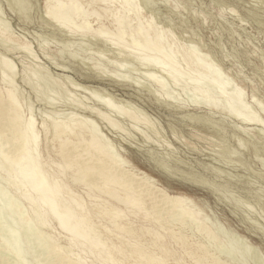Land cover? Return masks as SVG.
<instances>
[{
	"label": "bare ground",
	"instance_id": "6f19581e",
	"mask_svg": "<svg viewBox=\"0 0 264 264\" xmlns=\"http://www.w3.org/2000/svg\"><path fill=\"white\" fill-rule=\"evenodd\" d=\"M5 1L4 2L5 4H7L8 9L12 10L18 16V18L21 19V21L25 22V18L22 14L18 12V10L16 9V6L22 10L28 9V12L30 13V15H32V20L34 19V17H37L38 20H40L41 22H43V24H45V26H47L46 24L51 23L54 28L53 30L51 29L52 34H54L55 32H59L61 33V35L67 36L66 34L74 35L75 33L76 34L80 33L81 35H88V36L94 37V40L95 41L98 40L100 43H102V45L111 44V46L113 45L112 48H114L115 46L116 49L118 50V52L114 50L118 53V55L116 54L117 56H119L120 51L126 52L128 57H131L132 60L134 59L135 61H137L138 65L140 64V66L145 67L144 71L141 72V75L143 76L142 78L145 79V82L147 81L153 84V86L155 87L154 90H152L154 93L153 96L158 102L171 106V108H176V110L177 109L182 110V111L185 110V113L182 118H185L193 123L199 122L200 124H202V128H203V129L200 128L201 131L208 133V135L210 136H214L216 138L221 139L226 144L236 139V137H238L239 132H242V131L248 132L247 129H250V128L245 129L242 126L240 128V126L237 127L238 125H234L230 127L228 125H231V124L227 125L226 123H223V121H221L224 117L228 119L235 118L236 120H238V122L241 125L258 126L259 129L257 130L254 128L257 133H252L254 135L253 137H256L255 139L257 140L256 141L252 140L249 143V151L254 156H257V155L264 156V132H262L264 129L263 130L260 129L261 128L260 126L264 122L260 120L261 118H259L256 113L255 114L251 113L250 111L251 107L248 106L247 103H245L244 101L243 95L245 96V93L243 92V89L241 87L234 88L232 86V89L230 91H226V89L228 90L230 85H233V84L229 85V83H227V80L229 79V77H227V75L223 74L221 70H219V64L213 62L212 61L213 59L211 60V62L208 61V59L210 60V57H208V54L206 52L198 53V49L196 48L198 43L192 42L193 40L190 39L189 47L184 48L181 44L178 43L176 39H174L175 35L172 32H170V30L168 29L165 30L164 28L161 27V25L164 26V22L160 18L164 16L165 14L170 13L169 6L165 5V3L167 4V2L165 1H168V0H164V3H163L164 5L162 4L163 6L157 5L158 3H156L157 6L150 4L149 8L146 7L147 9L145 8L144 10L146 14L143 13V8L145 7V5L148 4L147 0H5ZM186 1H189V0H186ZM259 2H261V0ZM159 3L161 4V2ZM224 3L226 2L223 1V4ZM230 9L231 11H234V9L232 8ZM173 13L174 12H172V14ZM247 14H248L249 19H252L256 21L257 24L264 26V21L258 19L257 14L254 11H249V13L247 12ZM153 16L154 17L156 16L158 18V23L160 25L157 24L156 22H153V19H152ZM2 17H4V15H2ZM165 17L167 18V16ZM214 18L216 17L214 16ZM234 18H237V17H234ZM162 19L164 20L165 18H162ZM105 20H108V22L112 25L111 30L104 28L103 21ZM177 20L178 22L173 25L174 28L171 26L172 24L170 25L168 23L165 25H170L178 33L179 32L181 33L183 31V26L185 25H186L185 27H189L190 29L192 28L191 25L188 24L189 23V21H187L188 19L187 20L177 19ZM1 21H0V24H1L0 25V40L4 41L5 43L9 42V44L10 42H14V43L17 42V38L12 34V32H10V30H8L9 27L7 26V24H3L1 23ZM89 21H95L96 23H98V26L96 28H91ZM194 21L197 22L196 17H194ZM203 24L206 25V23H203ZM213 32H215V30ZM16 35L18 34L16 33ZM74 36H77V35H74ZM47 37L49 38V36ZM82 38H81V41L83 42L84 40H82ZM59 43H61V46L62 44H66L65 41L64 43L62 42H59ZM74 43L76 42L74 41ZM17 44L20 47L21 51L26 52L27 54L30 52L31 46L29 45L30 46L29 47L28 43L18 42ZM78 44L76 46H79ZM74 45H71L69 47L71 48ZM50 46H51V39H50ZM76 46H74L75 48L74 47L73 48L74 50L78 51L80 47L79 48L77 47L78 49H76ZM69 47H68V52L70 51ZM89 48L92 49L94 47L90 46ZM80 50L78 52H81ZM100 50L102 51L104 49H100ZM92 52L93 51H91V53ZM72 53L70 52V54ZM77 53H74V55L72 56L76 57ZM98 53H99V50H98ZM99 54H100L99 57L101 58L102 53H99ZM4 56L5 55L1 57L3 58ZM30 56L32 57V55ZM83 56H84V51H83ZM224 57H226V55ZM2 58L0 59V82L3 83L4 87H0V168H1L0 169V181L4 182V184H6L7 186H10L12 188L11 189L12 192L20 199L21 202L24 203L26 207H28V212L30 214L29 213L27 215L24 214L22 219H24L26 222L28 220L33 221L38 226V228H40V231L38 232L41 233V236L40 237L37 236V237L41 238L42 242H43V239H45V236L49 239V243L46 246L45 250H46V254L48 253L50 256L49 257L48 254H47L48 257L46 256L47 258H50V261L52 262L50 264H230L228 263V261H226V259L222 260L221 258L215 256L216 254L214 255L210 253L208 247L206 246L207 244H205V242L212 243L213 241H217V238L219 237L218 236L219 233H222V234L226 233L227 236L231 237L230 239L229 237H227L228 240L223 238V241L226 240V243H225L226 246L221 245L220 247L221 249L217 248L221 250L224 256L225 254H229L228 255L229 258L232 259L233 261L235 260L236 257L234 258V255H236V253L238 252L237 250L239 249L233 250L235 247L232 245V241L233 239L234 240L236 239V240H240L243 243V246H245L247 249L251 251V253L249 251V254L252 255L253 253L252 260L255 257L257 259L260 258L262 262H264V248L261 244H256L248 236H246L245 234L239 233L237 230L232 228L228 223L222 221L218 216L215 215L214 210H213L214 208L211 207V205L207 203V200L203 198L199 199L184 191L171 190L169 186L159 177L155 176L152 172L147 171L141 168L140 166H138L126 154V150L120 149L121 147H119L120 149L119 150L117 146L113 144V140L109 139L106 135H104L99 130L100 127L98 128L94 120L90 119L89 117L90 115L94 114L98 119H100L104 124H106L105 126L108 129H111V130H119L121 128V126L119 127L120 124L115 121V119L120 117L124 120L130 121V123L135 129L137 128L138 125H144L147 129L150 128L153 131L154 126L150 125V123L147 120L149 117L147 118L146 114H145L146 117H141L140 115L139 117L137 116V114H135L137 112L136 111L137 108L134 106V104L125 101V104L128 105V108L127 106H126V109L122 108L124 106L119 107L120 105L118 103L117 104L119 106L117 105L118 106L117 107L116 104L114 105V103L116 102L114 100H111L112 98H109V96L108 97L104 96L103 98L102 95H101L102 97H99L97 96V95H100V93H98L99 91L98 92L95 91L96 92L95 96L93 94H91L92 96L91 95L89 96L90 97L94 96V98L97 96L98 98H100V101H98V98H96L97 99L96 101L100 102L108 111H112L113 114L118 116L117 118L113 119L112 116L110 117L109 115L112 114L111 112H110L111 114L109 115L108 113L106 114L104 112L99 113V109H98L97 110L98 113H97L95 109H93L94 106H92L93 108L89 107V108H84V109L81 106L83 111L86 114H89L88 116L71 115L73 113L70 112L71 114H69V116H66L65 119H62L63 117L62 118L60 117L61 118L60 120L59 117H57L59 119L58 120L54 118L55 116H53V115H56V113L55 114L53 113L52 115L53 118L48 119L50 117L49 116L50 114L48 113H51L52 111L50 112L49 109L48 110L46 109L47 110L46 116L47 117L49 116V117L48 118H46V116L45 118L42 117V120L40 121L41 123L39 125L40 129H38L36 128L37 124L35 123L37 122H35V118L32 113L34 112L32 111L33 107L31 108L30 106L33 103L29 101L31 104L30 105L27 104L25 106L24 102H26V100L28 101L30 98L27 99L28 95L26 93L27 95L26 100L23 101L24 98H22L20 92L17 90V87H15L14 85L15 83L12 82L13 77L17 76V74L15 75V72H14L16 71V68L14 70V67H13L14 65H12V62H9L10 59L6 60L7 56H6V59L4 58L2 59ZM79 58L80 57H78V59ZM102 58L105 59V57H102ZM226 58H225V61L228 60ZM262 58L260 59L262 60ZM19 59H22V58H19ZM56 59L57 58L55 57V59H52V60L55 61ZM127 59H124V60L126 61ZM80 60L82 61V59ZM95 60L97 61V59ZM54 61H52L53 64H55ZM89 62L92 63L93 61H89ZM107 62L108 61H106V63ZM118 63H115V66H119ZM83 64L86 65V63H83ZM119 64H121V62ZM127 64H124V65L127 66ZM126 66L125 68L127 69L128 67ZM22 67L24 68L22 71V80L24 81V84L25 83H29L30 85L33 84V86L31 85V88L35 91V93L36 91L38 92L37 88L39 87H36V85L34 86V84H36L34 79L37 80L41 78L39 76L40 72L38 73V71H35V69L33 70L30 68L27 69V67L25 66H22ZM65 67H68V66H65ZM65 67H64L65 71H70V70H66ZM93 68L95 72H97L98 74H101L100 70L98 71V69L94 66ZM123 68H120V70H122ZM136 68L138 70L136 69L135 71L141 70L138 67ZM128 70L129 69L125 71L127 73L132 72ZM218 70L220 73L218 72ZM122 71L124 72V69ZM117 73L119 74L121 72H117ZM123 75H126V74H123ZM163 76L167 79H170L169 81H171L172 83L171 85L173 86L175 85V87L179 83L180 85L185 84L184 86L190 85V89L192 90L191 92H193L195 96L194 101H192L194 105L190 104L191 103L190 98L188 101L190 102L189 104L192 105L193 108H195L196 110L186 109V107H189V104L182 102L183 99L180 97V94L185 89H183V91L180 92L179 94L180 99H182L180 102L182 103L178 102L180 99L178 100L177 98H175L178 100L177 102L173 101L174 99L171 100V96H170L171 92L170 93L167 92L166 91L167 87L165 86L167 85L168 82H166ZM108 77H110L111 79H115L116 81H120V82H124L122 78H125V76L119 78L120 76L117 77L114 75H110V76L108 75ZM126 77L128 78V75ZM131 78L130 79L128 78V81L127 80L126 81L129 82L130 80H132ZM136 78L138 79V77ZM41 79L37 85H39L41 81L43 82L44 79L43 80ZM162 79H164L166 84H164ZM135 81H130V82L132 83ZM46 82L44 84L43 89L47 88L50 84L48 83V86H47ZM136 83L137 84L136 85L134 84V85L137 87L141 85V84H138V83H141V81L140 82L137 81ZM230 83H232V80ZM71 85H73V83L70 84V86ZM51 86L52 85H50L49 87ZM77 86L83 89L91 88L90 86H87V85L81 86L79 84H76V87ZM143 86L145 85H141V87ZM147 87H144L145 90ZM50 89L52 90L53 88L51 87ZM99 89L102 90V92H104L105 94L106 89H103V88H99ZM171 89L173 88L171 87ZM76 90L74 89V91ZM155 90L158 93H155L154 92ZM44 91H46V89ZM172 91L173 93H175L177 90L175 92L174 90ZM87 92H89V90H87ZM186 92H187V89H186ZM189 92L190 91H188V93ZM41 93L43 94V92ZM92 93H94V91ZM39 94L37 93L38 96ZM51 94L55 95L56 90L54 93L50 92V95ZM189 95H191V93ZM41 96L43 97V95ZM46 96L48 97V95ZM56 96H58V94ZM172 96L174 97V94ZM79 97L81 96L79 95ZM83 97L84 96L82 95V98ZM185 97L186 96L183 95V98ZM67 98L68 97L66 96V101H67ZM73 98L75 97L73 96ZM85 98L86 97L83 98V101L85 100ZM94 98H89V99H94ZM50 99L52 101L50 100L49 101L53 102L54 98L50 97ZM69 99L71 101L72 98L69 96ZM75 100L78 101L79 99L78 100L74 99V101ZM253 100L254 99H252V101ZM54 102H55L54 104H56V100ZM184 102H187V100ZM86 103H89V102H86ZM173 103H176V104H173ZM259 105L261 106L262 104H259ZM71 106H72V103H71ZM47 107L49 108V106ZM76 107H80V106H78L77 104ZM41 108L42 107H40V109ZM133 110H135L136 112L134 113ZM263 110L264 108L261 111ZM65 111H68V110H65ZM41 112L42 111H40L39 113ZM43 112H45V110ZM64 112L62 114H64ZM142 113L144 115V112ZM59 114L60 113L58 112L57 116ZM41 115L44 116L43 114H40V116ZM217 117H220L222 119L216 120L215 118ZM158 126L160 125L158 124ZM122 128L119 131H122ZM248 133L245 135H248ZM128 136L129 135H127V137ZM142 136H143V133H142ZM248 137L250 136L248 135ZM48 141L50 142L51 149H47V150L48 152H50L49 154L51 153L54 154L53 158L44 157V149L45 147L48 146V144L46 145ZM161 141H164V140H161ZM240 142L242 143V141ZM244 144H247V143H244ZM166 146L164 149L167 150L168 148ZM242 147H245V146L242 145ZM137 150L139 151V149ZM219 150L221 151V149ZM235 152L236 151L234 150V154L237 153ZM229 153H231V155L233 154L232 152H229ZM140 154L143 157H145L144 153L140 152ZM47 156L48 155H46V157ZM171 158L165 157L163 155H160V158H159L154 155L150 157L149 162H151L155 167L161 169L162 170L160 171L161 174L162 175L165 174L164 176L166 177H173V178L181 179L185 182H192L198 186L207 187L209 188V190L214 192L215 195L222 194V192L218 190L217 183L209 182L205 175L199 172H196L195 170H192V169H187L186 171V170L171 168L170 166H167L168 165L167 163L170 162ZM224 161L226 160L224 159ZM261 163H263V160L262 162L260 161V164ZM263 166H264V163H263ZM263 166H260V167L264 169ZM248 169H251V168L248 167ZM250 171H252V169ZM218 173H221V171ZM255 174H258L260 177L264 178V175L261 173L257 172ZM227 177H230V176H227ZM225 184H228V183L225 182ZM223 186L225 187L226 185H223ZM242 188L245 193L253 192L252 187L248 183L244 184ZM79 190H82V192H78ZM2 197L4 198V196ZM239 200L241 199L239 198ZM4 201L6 202L9 200L6 199ZM233 203L238 205L237 201H234ZM6 204L7 202L5 204H2L1 202V205H0V224L2 227L5 226V224L3 225V223L9 220L10 218L9 217L7 219L6 217L4 218V216H2V212H5L4 210H5V207L7 206ZM245 207L248 208L250 206L248 207L245 206ZM205 208H208L209 211L214 215L213 218H211L210 215L205 212ZM246 210H249V208ZM237 215H238L239 221L244 222L245 217L241 214H237ZM12 221L14 224L15 221L14 220ZM23 221L22 223L27 225V223ZM16 223H18V221ZM253 223L255 224V222ZM26 225L23 227H26L25 230H28V232L25 231L24 234L25 236L28 237V236H31V233L29 232L31 230L29 228V225L28 226ZM16 226L14 225L13 227L11 228L9 227L6 229L3 227L2 229L4 236L2 235L3 237H1V241H0V264H29L30 262V260L29 262L26 260L25 255L27 254V251H26L25 246L20 243L21 242L20 241V226L21 225L17 227ZM187 228L190 229V233L186 232ZM55 230L56 232L58 231L57 235L54 233ZM246 230L250 232L252 231L256 232L259 229L256 227V225L254 226L253 224H248L246 225ZM216 231H217V234H216ZM197 234H198L199 240H197V238L194 239V236ZM262 235H264V233ZM24 239H28V238H24ZM60 239L63 240L62 241L63 244L62 242H59ZM38 240L35 241V243L33 242L32 244H30L31 245L30 248L32 251H35L34 252L35 255L37 254L42 255L43 253H45L44 252L45 250L40 245V242H38ZM241 242H238V243L241 244ZM214 244L216 245V243ZM27 250H28V247H27ZM210 251H211V248H210ZM240 251L239 253L242 252ZM243 255L241 254V256L239 257L242 258ZM38 258H41V257H38ZM236 259L240 262V259L238 258ZM257 259H254V260H257ZM32 260H35V259L32 258ZM43 260L45 261V259H42V261ZM244 260H245V257H244ZM248 260H250V258H248ZM38 261L36 263H38ZM243 264H245V262Z\"/></svg>",
	"mask_w": 264,
	"mask_h": 264
},
{
	"label": "rangeland",
	"instance_id": "374dc122",
	"mask_svg": "<svg viewBox=\"0 0 264 264\" xmlns=\"http://www.w3.org/2000/svg\"><path fill=\"white\" fill-rule=\"evenodd\" d=\"M4 1L5 0H0V10H1L0 12L2 15H4V17H2V15L0 14V21L2 20L1 23L7 24V26L9 27L8 30H10V32H12V34L17 38V42H15V43L10 42V44H9V42L5 43L4 41L0 40V52H1L0 59L2 58L1 56H3V55H5L3 57L4 59H6V56H7L6 60L10 59L9 62H12V65H14L13 66L14 70L16 68V71H14V72H15V75L17 74V76L14 75L15 77H13L12 82L15 83L14 84L15 87H17V90L20 92L22 98H24L23 101L26 100L27 95H28L27 99L30 98L28 101L26 100V102H24V105L26 106L27 104L30 105L31 103H33L30 106H31V108L32 107L34 108V109L32 108V111H34L32 113H33V116L35 118V122H37V123H35V124H37L36 128L40 129V126H39L41 123L40 121L42 120V117L45 118V116L47 115L46 112L48 109L50 112L52 111L51 112L52 114L48 113V114H50L49 115L50 117L48 116L49 117L48 118L46 116V118L52 119L53 116H55L54 117L55 119H58L57 117H59L60 120L62 117H63L62 119H65V117L69 116V114H71V113H73L71 115H76V116H78V115L79 116H82V115L88 116L89 114H86L83 111V109L89 108V107L93 108L92 106H94L93 109H95L96 112L99 109V113L104 112L106 114L108 113V115L111 113L113 114L112 111H108L100 102H98V101H100V98H98L97 96H99V97L103 96V98H104V96H106V97L109 96V98H112L111 100H114L116 102V103H114V105L116 104V106H117L119 104L120 105V106L118 105L119 107L124 106L122 108H125V109H126V106L128 108V105L125 104V101L134 104V106L137 108V110L136 109L135 110L138 112L137 113L135 110H133L134 113L136 112L135 114H137V116L140 115L141 117H146V115H147V118L149 117L147 119L148 122L150 123L151 126H154L153 131L150 128L147 129L144 125H138L136 128L137 130H136L132 126L130 121L124 120V119L116 116L115 114H113V115L111 114L109 116L110 117L112 116L113 119L118 117L117 119H115V121L120 124L119 127L120 126H121V128L123 127L122 131H119V130H121V128L119 130L108 129L105 126L106 124H104L94 114L90 115L89 117H90V119L94 120V122H95V124H97L98 128L100 127L99 130L104 135H106L109 139L113 140V144H115L118 149H119V147H121L120 149L126 150V154L138 166H140L141 168H143L147 171L152 172L155 176L159 177L161 180H163L169 186V188L171 190L184 191V192H187V193H189V194H191V195H193L199 199L203 198V199L207 200V203L210 204L211 207L214 208L213 210H214V213L216 216H218L222 221L228 223L232 228L237 230L239 233H242V234H245L246 236H248L256 244H261L264 248V235H262L264 233V190H263L264 189V178L260 177L258 174H255L258 172V173H261L264 175V169L260 167V166H263L264 156H261V155L254 156L249 151V143L252 140H255V141L257 140V139H255L256 137H253L254 135L252 133H257L256 130L259 129L258 126L241 125L238 122V120H236L235 118H229L228 119L224 116H222V117H224L225 119L224 118L222 119L220 117L215 118L216 120L222 119L221 121H223V123H226L227 125L231 124V125H228L230 127L234 126V125H238L237 127L240 126V128H241V126L244 127L245 129L250 128V129H247L249 133L247 131L239 132L238 137H236V139H234V140H232V142L226 144L221 139L216 138L214 136H210V135H208V133L201 131L200 128H202V124H200L199 122L193 123V122H191L185 118H182L184 113H185V110H183V111L179 110V109L176 110V108H171V106H168V105H165L164 103L158 102L153 96L154 93L152 90H154L155 87L153 86V84L146 81L147 84L149 83L147 85L145 82V79L142 78L143 76L141 75V72L144 71L145 67L140 66V64L138 65L137 61H135L134 59L132 60L131 57H128L126 52L120 51L119 56H121V57H119V56H117L118 50L116 49L115 46H114V48H112L113 45L111 46V44H107V45L103 44L102 45V43H100L98 40L95 41L94 37L88 36V35H81L80 33L74 34L77 36H74L73 34H72L73 36L70 34L69 35L66 34L67 36H65V35H61V33H59V32H55L54 34H52L51 31L54 28H53L51 23H48V24H46L47 26H45V24H43V22L38 20L37 17H34V19L32 20V15H30V13L28 12V9L22 10L16 6V9L18 10V12L20 14H22L25 18V22L21 21V19H19L18 16L12 10L8 9L7 4H5L6 1L5 2ZM223 1H225L226 3L223 4ZM259 1L260 0H258V1L257 0H202V1L201 0H189V1H186V0H168V1H165V2H167V4L165 3V5L169 6L170 13L165 14V15L163 14L164 16H162L160 19L164 22V26L161 25V27L164 28L165 30H167V29L170 30V32H172L175 35L174 39H176L178 41V43L181 44L184 48L189 47V45H190L189 40L190 39L193 40L192 42L198 43V45L196 47L198 49V53L199 52L200 53L206 52L208 54V57H210V60L208 59V61L211 62V60L213 59L212 60L213 62L219 64V70H221V72L223 74H225V75H227V77H229V79L228 78L227 79L230 82L232 80V83H230L227 80V83H229V85L230 84H233V85H230L228 90L226 89V91H230L232 89V86L234 88L235 87H241L243 89V92L245 93V96L243 95L244 101H245V103H247L248 106L251 107V108L249 107L251 109V110L250 109L249 110L251 111V113H254V114L256 113L258 115V117L261 118L260 120L262 122H264V114H263L264 110L261 111L264 108V69H263L264 68V61H262V60H264V57H263L264 56V40H262V39H264V26L257 24L256 21H254L252 19H249L248 14H247V12L249 13V11H254L257 14L258 19L264 21V11H263L264 10V7H263L264 1H262V0H261V2H259ZM153 2H155V3H153ZM159 2H161V4ZM147 3L148 4L145 5V7L143 8V13H145V14H146V12L144 10L146 7L149 8L150 4L155 6L156 3H158L157 5L163 6L164 0H152V1L147 0ZM216 3L218 4V6ZM259 4H261V5H259ZM184 5H186V6H184ZM260 6H262V7H260ZM182 7H183V9H182ZM230 8L234 9V11H231ZM172 12H174V13L172 14ZM181 15L183 16V18ZM165 16H167V18ZM177 16H179V17H177ZM214 16L216 18H214ZM194 17H196L197 22L194 21ZM198 17H200V18H198ZM234 17H237V18H234ZM239 17H241V18H239ZM162 18H165L166 20L165 19L163 20ZM152 19H153V22H156L157 24H159L158 18L156 16L155 17L153 16ZM177 19H181V20L182 19L183 20L188 19L187 20V21H189L188 24L191 25L192 28L190 29L189 27H185L186 26L185 25V26H183V31L181 33L180 32L178 33L175 29H173L174 28L173 25L178 22ZM247 20H249V21H247ZM244 21L246 22V24ZM103 22H104V28L105 29H108V30L112 29V25L108 22V20H105ZM89 23L91 25V28H96L98 26V23H96L95 21H89ZM168 23L170 25L172 24L171 26L173 28L170 25H165ZM203 23H206V25ZM219 24H220V26H219ZM229 26H230V28H229ZM11 29H13V30H11ZM214 30H215V32H213ZM16 33L18 35H16ZM46 35L49 36V38ZM82 36H83V38H82ZM54 38H56V39H54ZM81 38H82V40H84L83 42L81 41ZM178 38H180V39H178ZM24 39H25V41H24ZM50 39H51V46H50ZM87 39H88V41H87ZM63 40L65 41V43L67 45L62 44V46H63L62 47L61 43H59V42L64 43ZM73 40L76 43H74ZM18 42H26V43H28V46L29 45L31 46L30 52L28 54L32 55V57L30 55H28L26 52H23L20 50V47L17 44ZM68 42H70V43H68ZM45 43H47V44H45ZM3 44H5V45H3ZM11 44L13 45V47ZM77 44L79 46H76ZM64 45H66V46H64ZM71 45L76 46V49H78L80 47L81 50L80 49L79 50L81 52H78L79 50L78 51L74 50V48H75L74 46H73L74 48L73 47L70 48L69 46H71ZM89 45L94 47V48H92L93 50L91 48H89L90 47ZM68 47L70 50L69 52H68ZM109 47H111V48H109ZM100 49H104V50L101 51ZM57 50H59V51H57ZM98 50H99V53H102L104 55L106 54V55L104 56L101 54V58H100L99 57L100 54L98 53ZM106 50L109 53H107ZM114 50H116L117 52ZM83 51H84V56H83ZM91 51H93L92 52L93 54L91 53ZM104 51H105V53H104ZM251 51H253V52H251ZM70 52L71 53L72 52H74V53L78 52V53L76 54V57L75 56L73 57L72 55H74V53L70 54ZM95 53H97V54H95ZM260 53H262L263 55ZM6 54H8V55H6ZM120 54H122V55H120ZM252 54H254V55H252ZM60 55H62L63 57ZM68 55H70V56H68ZM88 55H89V57H88ZM225 55L227 58L224 57ZM260 55H261V57H260ZM33 56H35V57H33ZM55 57L57 59L55 61L52 60V59H55ZM72 57L75 59V61ZM78 57H80V58L78 59ZM102 57H105V59H103ZM19 58H22V59H19ZM25 58H27V59H25ZM121 58L123 59V61ZM127 58H129V59H127ZM225 58L228 60L225 61ZM260 58H262V60ZM30 59H32V60H30ZM80 59H82V61ZM90 59H92V60H90ZM95 59H97V61ZM115 59H117L118 61ZM124 59H127V60L125 61ZM51 60L54 61L55 64H53V62ZM59 60H61V61H59ZM83 60H85L86 62ZM89 61H93V62L91 63ZM106 61H108V62L106 63ZM78 62H80V63L82 62V63L80 64ZM101 62H103V63H101ZM118 62L119 63L121 62V64H119ZM122 62H124V63H122ZM64 63H66V64H64ZM83 63H86V65ZM115 63H118L119 66H115ZM129 63H131V64L133 63V64L131 65ZM124 64H127V66ZM128 65H130V66H128ZM22 66L27 67V69L28 68H30L32 70L35 69V71H38V73L40 72L39 76L41 78H43L44 80L41 78H39L37 80L34 79V81L36 83V84H34V86L36 85V87H39V88H37L38 92L36 91V93H35V91L31 88V85L33 86V84H31V85L29 83L24 84V81L22 80V71L24 68ZM59 66L60 67L62 66V67L60 68ZM65 66H68V67H65ZM93 66L96 67L98 69V71L100 70L101 74H98L97 72H95ZM99 66H101V67H99ZM125 66L128 67L127 68V69H129L128 71H132V72H128L129 73L128 74L125 71V70H127L125 68ZM64 67L66 68V70H70V71H65ZM106 67H107V69H106ZM112 67H114V68H112ZM119 67L120 68L124 67L123 68L124 72L122 71L123 69L120 70ZM136 67H138L141 70L135 71L137 69ZM141 67H143V68H141ZM116 68L119 70H117ZM116 70H117V72H121L122 74L121 73L118 74L116 72ZM219 70H218V72H219ZM105 73H106V75L108 74L109 76L110 75H114L117 77L120 76L119 78L125 76V78H122L124 80V82H120V81H116L115 79H111L110 77H108V75L106 76ZM113 73H115L117 75H115ZM102 74H104V75H102ZM123 74H126V75H123ZM136 74H137V76H136ZM127 75H128L129 79L132 77L131 78L132 80H130V81H135V80L136 81L132 82V83L129 81L130 82V84H129V82H127L128 81V78L126 77ZM135 76L138 77V79ZM247 77H248V79H247ZM163 78L166 80V82H168L167 85L169 84L168 86L165 85L169 91L165 87L164 88L166 89L167 92H169V93L171 92L170 93L171 100L174 99L173 101L177 102L181 97L183 99V101H182L183 103L189 104L191 102L190 104L194 105L192 101H194L195 96H194L193 92H191L192 90L190 89V85L184 86L185 84L180 85V83H179L175 87V85L174 86L171 85L172 83H171V81H169L170 79H167L164 76H163ZM230 78H231V80H230ZM40 79L43 80V82L45 80L48 81V82L45 81L47 83V86H48V83H50L49 86L52 85L51 87L53 89L51 90L50 89L51 87H49V86L47 88L43 89L45 82L43 84L42 81L39 85H37L39 83ZM164 79H162V80H163L164 84H166ZM70 80H72V81H70ZM137 81L138 82L141 81V83H138V84L145 85V86H143V87H141V85L140 86L138 85L139 87L135 86L137 84L136 83ZM250 81H252V82H250ZM72 83L75 86V88L73 85L70 86V84H72ZM76 84H79L81 86L87 85V86H90L91 88L90 89L89 88L83 89V88H80L77 86L78 87V89H77ZM26 85H28V86H26ZM67 85H69V86H67ZM234 85H236V86H234ZM183 86L186 88H184ZM0 87H4L2 82H0ZM45 87H46V85H45ZM54 87H55V89H54ZM144 87H147L146 90ZM171 87L173 89H171ZM99 88L106 89L107 93L105 92V94H104V92H102V90H100ZM169 88L171 89V91ZM45 89H46V91H44ZM74 89L75 90L77 89V90L74 91ZM183 89H185V90L183 91ZM186 89H187V92H186ZM55 90H56V94L50 95V92L54 93ZM85 90H86V92H85ZM87 90H89L90 94H89V92H87ZM90 90H92V91H90ZM172 90H174V92L177 90L176 92H178V93H176V92L173 93ZM40 91L43 92V94ZM93 91H94V93H92ZM95 91H97V92L99 91L98 93H100V95H97L94 98V96L96 95ZM188 91H190V92L188 93ZM39 92L41 95H43V97L39 94ZM154 92L158 93L156 90ZM180 92H182L181 94H183L186 97L188 95V97H187L188 99L186 97L183 98V95H181ZM184 92H186V93H184ZM26 93H27V95H26ZM37 93L39 94V96L37 95ZM66 93H67V95H66ZM69 93H70V95H69ZM172 93L174 94V97L172 96L173 95ZM190 93H191V95H189ZM57 94H58V96H56ZM71 94H73V95H71ZM91 94H93L94 96L90 97L89 95H91ZM179 94H180V97H179ZM192 94H193V96H192ZM46 95H48V97L50 96L51 98H54L53 102H50L52 100L50 99V97L48 99V97ZM52 95H54V96H52ZM79 95L81 97H79ZM82 95L87 98V99L85 98L86 101L85 100L83 101L84 97L82 98ZM66 96L68 97L67 101H66ZM69 96L72 98L71 99L72 102L70 101ZM73 96L75 98H73ZM89 98H94V99H89ZM96 98H98V101H96L97 100ZM175 98H177L178 100ZM189 98H190V102L188 101ZM44 99L46 101L48 100L47 103ZM74 99H77V100L79 99V100L78 101L75 100L76 101L75 102ZM182 99H180L178 102H180ZM252 99H254V100L252 101ZM39 100H41V101H39ZM55 100H56V104H54ZM186 100H187V102H184ZM29 101H31V103ZM68 101L72 103L73 107L71 106V103H69ZM114 101H112V102H114ZM77 102H79V103H77ZM86 102H89V103H86ZM182 102H180V103H182ZM62 103H63V105H62ZM77 104L80 107L82 106L83 109H82V107H81V109H80V107H76ZM87 104L90 106H88ZM173 104H176V103H173ZM190 104H189V107H186V109L196 110ZM259 104H262V105L260 106ZM47 106H49V108ZM50 106L52 107V109ZM38 107H39V109H38ZM40 107H42L41 108L42 110L40 109ZM56 108L59 110H57ZM74 108H75V110H74ZM36 110L39 112L40 111H42V112L39 113ZM44 110H45V112H43ZM65 110H68V111H65ZM73 111H75V112H73ZM58 112L60 114L57 116ZM63 112H64V114H62ZM142 112H144V115ZM53 113L54 114L56 113V115H53ZM76 113H78V114H76ZM35 114H36V116H35ZM40 114H43L44 116H42V115L40 116ZM61 114H62V116H61ZM38 115H39V117H38ZM153 119L154 120L156 119L155 121H157V122H155ZM221 121H219V122H221ZM158 124L160 126H158ZM262 125L260 126L261 127L260 129L263 130L264 129L263 128L264 123H262ZM130 127H131V129H130ZM252 129H254V130H252ZM124 131H126V132H124ZM262 132H264V130ZM124 133H126V134H124ZM142 133H143V136H142ZM247 133L251 138L248 137V135H245ZM147 134H149V135H147ZM127 135H129V136L127 137ZM146 135H147V137H146ZM130 138H132V139H130ZM239 138L242 140H240ZM146 140L148 141V143ZM161 140H164V141H161ZM239 140L242 141V143ZM244 143H247V144H244ZM47 144H48V146L45 147V149H44V157L45 158H50V157L53 158L54 154H52V153L49 154L50 152H48V150H47V149H51L50 148V142L48 141L46 143V145ZM159 144H160V146H159ZM242 145H244L245 147H242ZM165 146L168 148L167 150L164 149ZM137 149H139V151L141 153H144L145 157H143ZM219 149H221V151ZM233 149L237 152V153L235 152L236 154H234ZM212 152H214L215 154ZM229 152H232L234 155L232 154L233 155L232 156L231 153H229ZM240 154H242V155H240ZM46 155H48V156L46 157ZM154 155L159 157V158H160V155H163L165 157H170V158L172 157L171 158L172 161L170 159V162L167 163L168 164L167 166H170L171 168H177V169L186 170V171H187V169H192V170H195L196 172H199V173L205 175L209 182L217 183L218 190H220V192H222V194L215 195L214 192L209 190V188H207V187L198 186L192 182H185L181 179H177V178H173V177H166V176H164L165 174L162 175L160 172L162 170L155 167L151 162H149L150 157L154 156ZM218 156H220V157H218ZM257 158L259 161L257 160ZM217 159H219V160H217ZM224 159L226 161H224ZM262 160H263V163H261L262 164L261 165L260 161L262 162ZM248 167L251 168L252 171H250L251 169H248ZM220 171H221V173H218ZM253 171H255V172H253ZM221 174H223V175H221ZM183 175H184V173H183ZM227 176H230V177H227ZM225 182L228 184H225ZM247 183L250 184L253 192L245 193L243 191L242 187L244 184H247ZM223 185H226V186L224 187ZM11 189L12 188L10 186H7L6 184H4V182L0 181V201L2 202V204H5L7 202V204H6L7 206L5 205L6 207L4 210L5 212H2V216H4V218L6 217L7 219L10 217L9 220L5 221L6 223L5 222L3 223V225L5 224V226H3V227L6 229L9 227L11 228L14 225L15 226L21 225L20 226V241H21L20 243L22 245H24L26 248L27 254L25 256H26V260L28 262L30 260L29 264H32V263L33 264H50V263H52L50 261V258H47L49 256V254L47 253L48 254V256H47L46 250H45L46 246L49 243V239L45 236V239H43V242H42L41 241L42 239L38 238L41 236V233L38 232V231H40V228H38V226L35 224V222L30 221V220H28L26 222L24 219H22L24 214L27 215L29 213L28 207H26L24 205V203L20 201V199L12 192ZM259 190H261V191H259ZM232 191H234V192H232ZM78 192H82V190H79ZM228 192H230V193H228ZM2 196H4V198ZM239 198L241 200H239ZM6 199L9 201L5 202L4 200H6ZM232 201L233 202L237 201L238 205L233 203ZM1 202H0V205H1ZM245 206H247V207L250 206V207H248L249 210H246L248 208H246ZM14 211H15V213H14ZM205 212L207 214H209L211 218L214 217V215L209 211L208 208H205ZM17 213L19 216L17 215ZM237 214H241L245 217L244 222L239 221ZM20 219L22 221L24 220L23 222H26L27 225L22 223V221ZM246 219L249 221H247ZM12 220H14L15 223L18 221V223L13 224ZM252 221L255 222V224ZM248 224H253L254 226L256 225V227L259 230H257L256 232H254V231L250 232V231L246 230V225H248ZM25 225L26 226L29 225V228L31 230L29 232L31 233V236H28V237L25 236V234H24L25 231L28 232V230H25L26 227H23ZM259 226H261V227H259ZM3 227L0 224V234H1L0 235V241H1V237L4 236L3 235L4 233L2 231ZM186 232L190 233V229L187 228ZM54 233L57 235L58 231L56 232V230H55ZM216 234H217V231H216ZM220 234H222V233L218 234L219 237L217 238V241H213L214 243H216V245L218 244L217 247L213 242L212 243L211 242H205V244H207L206 246L208 247L210 253H212L214 255L216 254L215 256L221 258L222 260L226 259V261H228V263H230V264H243L244 262H245V264H246V262H247V264H257V262H258V264H261V263L264 264V262H262V260L260 258L257 259L254 257V259H257V260H254V259L252 260L253 253H252V255L249 254L250 250L247 249L245 246H243V243L240 240H236V239L235 240L233 239L234 242L232 241V245L235 247L233 250L239 249V250H237L238 252L235 251L239 255L237 253H236V255H234V253H233V255H234V258L236 257V258L240 259L241 263L236 258H235L236 261L234 260L235 261V263H234V261L229 258V256H228L229 254H225V256H224V254L221 252V250H219V249H221L220 248L221 245L223 246L226 243V240L223 241V238L227 239V237H229V239H230L231 237L227 236L226 233L225 234L223 233L224 235L223 234L220 235ZM195 236H194V239L197 238V240H199L198 234ZM224 236H226V237H224ZM24 238H28V239H24ZM37 240H38V242H40V245L45 250L44 251L45 253H43L42 255H38V254L35 255V253H34L35 251H32L30 248V246H31L30 244H32L33 242L35 243V241H37ZM219 240H220V242H219ZM62 241H63L62 239L59 240V242H62ZM238 242H241V244ZM237 243H238V245H237ZM62 244H63V242H62ZM26 245L28 247V250H27ZM243 247H245V248H243ZM210 248H211V251H210ZM217 248H219V249H217ZM216 249H217V251H216ZM29 251L31 254L29 253ZM239 251L241 253H239ZM244 252L248 256H246L244 254ZM250 253H251V251H250ZM241 254L242 255L244 254L242 256V258L239 257V256H241ZM43 255H45V256H43ZM230 255H231V253H230ZM226 256H228V257H226ZM38 257L45 259V261L43 260L45 263L42 261L41 258H38ZM244 257H245V260H244ZM247 257L250 258L251 261L248 260ZM32 258L35 260H32ZM36 259H37V261L39 259L38 263H36L37 262ZM40 259H41V261H40ZM242 259L244 262L242 261ZM230 261L233 263H231ZM253 261H255L256 263Z\"/></svg>",
	"mask_w": 264,
	"mask_h": 264
}]
</instances>
